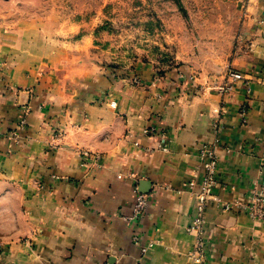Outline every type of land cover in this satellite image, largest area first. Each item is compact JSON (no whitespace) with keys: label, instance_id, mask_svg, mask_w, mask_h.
I'll use <instances>...</instances> for the list:
<instances>
[{"label":"crops","instance_id":"crops-1","mask_svg":"<svg viewBox=\"0 0 264 264\" xmlns=\"http://www.w3.org/2000/svg\"><path fill=\"white\" fill-rule=\"evenodd\" d=\"M260 7L155 33L170 37L171 61L159 48L123 76L30 27L0 34V238L9 264H193L200 186L188 184L200 182V146L221 140L214 198L247 201L264 188ZM229 70L246 79L222 95ZM83 150L101 160L85 161ZM135 187L150 201L138 220ZM214 198L208 264H264V223Z\"/></svg>","mask_w":264,"mask_h":264},{"label":"rangeland","instance_id":"rangeland-1","mask_svg":"<svg viewBox=\"0 0 264 264\" xmlns=\"http://www.w3.org/2000/svg\"><path fill=\"white\" fill-rule=\"evenodd\" d=\"M259 4L264 8V0H0V34L30 27L63 39L64 50L123 76L139 59H155L159 48L161 61H171L170 37L155 33L190 29L188 21L199 14L226 16L241 7L252 13ZM62 135L60 129L55 132L56 138ZM0 244V264L11 263V250H3L1 238Z\"/></svg>","mask_w":264,"mask_h":264},{"label":"built area","instance_id":"built-area-1","mask_svg":"<svg viewBox=\"0 0 264 264\" xmlns=\"http://www.w3.org/2000/svg\"><path fill=\"white\" fill-rule=\"evenodd\" d=\"M244 79H246L245 75L241 72L229 70V72L227 73V79L220 86H218L217 91L222 95H227L233 90L236 82L242 81ZM112 105L115 106L114 103ZM242 111L244 115V108ZM26 124L27 116L25 115L21 119L18 128L24 127ZM9 133L10 132H6V134ZM3 134H5V132L0 131V135ZM17 134V131H12V136H17ZM166 142L167 139L163 136V150L168 149ZM220 142L221 140L219 136H216L213 141L205 142L200 146V182L192 180L188 184L190 188H194L197 184L200 186L199 190L196 192V214L189 226V229L196 236L194 249L189 253V258L192 260L193 264H208V240L206 237L205 210L211 200H213V198L215 197L214 190L219 182V156L216 148ZM81 156L85 158V161L90 160L99 162L101 160L100 154H94L88 150H83L81 152ZM134 194L135 204L131 219L138 220L145 215L147 206L150 201L148 195L140 192L137 187L134 188ZM214 200L217 201V203L220 204L221 207L226 211H230L231 209L237 207L246 211V213L252 220L264 223V188H254L251 191L249 199L247 201H224L220 198H214ZM133 239L134 241L139 242V235H134ZM146 250V248H143V251Z\"/></svg>","mask_w":264,"mask_h":264}]
</instances>
